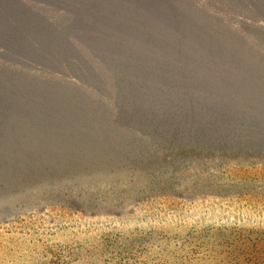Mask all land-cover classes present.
I'll use <instances>...</instances> for the list:
<instances>
[{"label": "rangeland", "instance_id": "rangeland-1", "mask_svg": "<svg viewBox=\"0 0 264 264\" xmlns=\"http://www.w3.org/2000/svg\"><path fill=\"white\" fill-rule=\"evenodd\" d=\"M244 222L264 224V0H0V264Z\"/></svg>", "mask_w": 264, "mask_h": 264}, {"label": "trees", "instance_id": "trees-1", "mask_svg": "<svg viewBox=\"0 0 264 264\" xmlns=\"http://www.w3.org/2000/svg\"><path fill=\"white\" fill-rule=\"evenodd\" d=\"M94 242L86 257L80 251L49 254L47 244L34 247L30 264H264L262 223L102 232Z\"/></svg>", "mask_w": 264, "mask_h": 264}]
</instances>
